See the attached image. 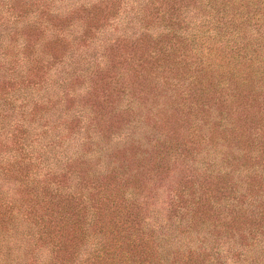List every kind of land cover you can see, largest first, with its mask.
<instances>
[{
  "label": "trees",
  "instance_id": "16d2710c",
  "mask_svg": "<svg viewBox=\"0 0 264 264\" xmlns=\"http://www.w3.org/2000/svg\"><path fill=\"white\" fill-rule=\"evenodd\" d=\"M185 7V0H0V264H264V169L254 165L264 149L257 155L235 129L228 141L238 153L217 161L209 144L223 138L219 127L198 119L213 135L206 157L183 161L178 186L192 194L182 212L190 216L177 218L175 195L155 215L147 191L119 187L140 178L127 173L124 152L137 139L120 121L149 93L187 91L185 117L211 113L209 90L220 82L208 51H194L206 56L201 70L183 65L185 49L194 50ZM92 105L107 119L92 122ZM117 157L122 165L114 166ZM178 230L197 233L181 250ZM188 240L201 244L194 250Z\"/></svg>",
  "mask_w": 264,
  "mask_h": 264
},
{
  "label": "rangeland",
  "instance_id": "374dc122",
  "mask_svg": "<svg viewBox=\"0 0 264 264\" xmlns=\"http://www.w3.org/2000/svg\"><path fill=\"white\" fill-rule=\"evenodd\" d=\"M185 3V8L189 10L188 16L192 19L187 31L191 33V48L194 50L185 49L187 63L183 65L189 64L191 71L201 70L204 64L207 66L206 56L203 58L197 55L196 58L194 51L197 53L203 51L202 54L208 51V61L210 60L215 67L214 80L220 82V85L217 83V91L209 90L211 98L215 99H207V106L212 103L211 113L205 116L194 114L185 117L189 107L183 98L187 91L179 95L176 91L174 93L163 88L158 92L149 93L152 98L144 104L145 106L137 107L134 115L124 117L123 123L120 121V127H126L130 132L129 137H126L137 139L136 143H131L133 145L128 146L124 152L129 167L127 173H130V177L134 175L133 180L137 175L140 178L130 181L132 182L130 187H126V184L119 187L147 191L143 197L151 203L147 207L149 212L152 211V214L155 212V215L163 212L161 206L163 201L165 208L167 198L175 195L172 208H176L177 218L190 216V213L182 212L184 206L192 199L189 188L182 192L185 187L178 186V180L184 176L186 167L183 161L186 157L194 160L206 157L207 151L204 146L213 135V130L210 132L208 127L210 123L205 125L204 120L198 119H210V125L219 127L218 132L223 138L216 145L211 140L212 144H209L211 151L219 155L217 161L238 153L239 148L234 142L228 141L232 129L243 137L246 144L253 148L252 151H259L257 155L261 154L260 149H264V0H185ZM207 37L211 39L206 41ZM185 68L181 66L179 70ZM91 110L93 117L89 119L92 122L93 119L94 121L107 119L99 114L98 107L92 105ZM88 115L89 113H86V116ZM104 126L102 123V127ZM119 129L114 127L112 131ZM224 130L225 134H222ZM148 136H151L153 142L147 139ZM126 137H122L121 140ZM111 146L116 145H109L108 148ZM118 150L123 151L122 147ZM166 151L167 154L164 155ZM95 156L97 157V154ZM118 158H115L114 166L122 165V160L120 162ZM110 160L108 152L107 163ZM255 160H257L254 163L255 168L264 169V152ZM159 162L169 165L156 167ZM175 177L178 179L173 181ZM123 182L120 181L118 184ZM180 195H187L188 200H180ZM167 216L166 210L164 217ZM191 219H194L193 223L197 221L195 217ZM187 223L183 220L182 229L188 226ZM198 230L199 234L202 233L200 229ZM218 231L221 235L222 227ZM207 232L211 237L210 235L216 234L217 230ZM174 233L178 243L177 250H181L184 238L193 239L197 235L195 232L182 233L180 230ZM199 244H201L199 240L195 243L188 240V245L194 246V250H197L196 246Z\"/></svg>",
  "mask_w": 264,
  "mask_h": 264
}]
</instances>
